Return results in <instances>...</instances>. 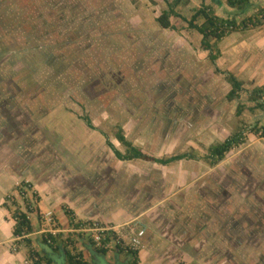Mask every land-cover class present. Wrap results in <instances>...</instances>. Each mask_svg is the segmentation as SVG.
Instances as JSON below:
<instances>
[{"label": "rangeland", "instance_id": "obj_1", "mask_svg": "<svg viewBox=\"0 0 264 264\" xmlns=\"http://www.w3.org/2000/svg\"><path fill=\"white\" fill-rule=\"evenodd\" d=\"M169 1L0 0V82L30 87L15 90L16 109L92 115L123 152L114 136L119 127L152 157L194 154L170 165L140 159L127 169L145 193L187 194L195 224L214 229L217 214L225 230L240 220L263 241L264 137L250 128L264 125V94L252 93L264 86V68L250 71L245 54L264 15L260 25L211 39L221 50L213 64L186 21L175 17L170 29L157 23ZM181 12L191 16L187 5ZM217 67L243 82L239 97L227 98L231 84ZM241 129L244 142L212 163L210 148ZM32 166L29 175L38 172Z\"/></svg>", "mask_w": 264, "mask_h": 264}, {"label": "crops", "instance_id": "obj_2", "mask_svg": "<svg viewBox=\"0 0 264 264\" xmlns=\"http://www.w3.org/2000/svg\"><path fill=\"white\" fill-rule=\"evenodd\" d=\"M203 4L220 17L236 20L253 17L264 9V0H250L241 7L230 5L228 0H183L175 9L182 14L187 5V13L192 16ZM258 30L247 37L245 55L250 71L264 68V24ZM26 83L0 82L8 95L0 96V264H32L31 248L40 255L52 256V264H69L64 251L54 252L42 242L52 226L59 241L72 238L70 250L74 247V252H81L90 264H130L132 257L127 251L113 246L106 253L100 252L90 235L77 231L75 223L98 221L117 227L133 220L146 225L137 250L139 264H264V240L255 234L253 225L245 232L237 220L238 226L232 224L227 231L217 214L214 229L195 224V219L187 216V194H167L160 199L158 193H145L140 178L127 169L133 165L129 163L143 161L118 159L106 143L103 133H107L96 125L92 115L89 116L97 129L90 128L81 118L83 115L33 114L30 106L28 111L16 109L15 90L30 89ZM124 134L127 137L125 131ZM34 162L39 165L38 172L29 175L26 172ZM22 184L32 207L28 216L33 231L25 236L30 244L23 240L25 237L14 234L13 209L27 212L19 194ZM66 210L73 213V218ZM46 213L53 215L54 225L45 221ZM225 248L235 252L226 253Z\"/></svg>", "mask_w": 264, "mask_h": 264}, {"label": "trees", "instance_id": "obj_3", "mask_svg": "<svg viewBox=\"0 0 264 264\" xmlns=\"http://www.w3.org/2000/svg\"><path fill=\"white\" fill-rule=\"evenodd\" d=\"M183 0H173L172 2H168V9L162 11V13L156 18L157 23L162 28H174L171 18L172 17H179L182 20L188 23V27L190 29H194L202 35L201 45L204 49L209 50V59L210 61L215 64L216 60L220 56V51L211 43V39H215L216 41H221L223 37L230 34L233 31L239 29H245L248 26H257L262 23L260 20L259 15L264 13V9L259 10L257 15L253 17H248L243 19L241 22H238L236 19L233 18H223L214 13V11L203 4L201 7L195 10L190 18L183 16L179 13L175 8L176 6ZM250 0H228V3L232 6H243L244 4L248 3ZM199 18H203L204 21L202 23H198L197 20ZM216 71L225 75L229 83L231 84V89L227 94L228 99H234L239 97L240 93L243 91V82L233 73L229 71H221L218 67ZM252 93H256L257 95L264 94V86L256 88L253 90ZM254 99V98H253ZM238 113L242 111V106H239ZM81 118L87 123V125L92 129H97L89 115L85 114L81 116ZM250 130L255 133L259 134L260 136L264 137V125L262 126H253ZM106 138L107 145L112 149L116 157L120 160H134V159H143V160H150L161 165H169L174 162L182 161V160H189L194 159L195 155L190 152H182L172 154L167 157H152L145 153L140 147L133 144L131 140H129L122 129L119 127L115 133L117 140L123 144L126 148L125 152L120 151L115 144L110 140L109 136L103 133ZM246 137V131L241 129L236 131L232 135L228 136L224 141L213 145L210 148V156L212 159V163H216L220 161L224 156L232 150L235 146H238ZM25 184L19 189V194L24 198V202L26 204L27 212L21 211L19 208H16L14 211V217L16 219V225L14 229V234L16 236H21L22 234H29L33 230L31 221L28 216V212L32 211L31 202L25 195L24 187ZM37 196L36 194L34 197ZM16 204V202H14ZM67 214L73 218V213L70 210H66ZM79 223H75L76 227L79 226ZM52 239L54 242L53 244H48V238ZM28 244H30L29 238H23ZM43 244L49 246L52 251L59 252L64 251L66 255V259L69 264H90L83 258L81 252H74V247L70 250L69 246H73V239L72 238H65L59 239L56 236L51 234L44 235L42 239ZM69 248V249H68ZM98 250L102 253H106L107 249L98 248ZM128 254L132 257L130 264H139V256L137 250H129L127 251ZM29 259L32 261V264H52L53 257L48 255H40L39 252L35 251L34 249L29 250ZM184 264V263H181Z\"/></svg>", "mask_w": 264, "mask_h": 264}, {"label": "built area", "instance_id": "obj_4", "mask_svg": "<svg viewBox=\"0 0 264 264\" xmlns=\"http://www.w3.org/2000/svg\"><path fill=\"white\" fill-rule=\"evenodd\" d=\"M263 15L264 14H260L259 18H262ZM44 219L48 222L49 226L55 224V219L51 213H46ZM76 229L79 232L90 235V238L93 240L97 248L108 250L115 246L124 251H135L142 245V239L146 232V225L140 220H133L117 227L103 224L98 221H87L80 222ZM48 234L56 236L53 226L47 230L45 236ZM26 235L27 234H22L21 236H18V238L25 237ZM47 243L54 245V242L50 237L48 238Z\"/></svg>", "mask_w": 264, "mask_h": 264}]
</instances>
